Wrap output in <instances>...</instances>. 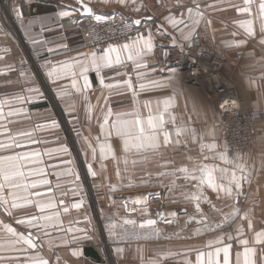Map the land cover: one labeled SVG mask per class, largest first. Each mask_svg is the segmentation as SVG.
<instances>
[{
    "label": "crops",
    "instance_id": "0c3cea01",
    "mask_svg": "<svg viewBox=\"0 0 264 264\" xmlns=\"http://www.w3.org/2000/svg\"><path fill=\"white\" fill-rule=\"evenodd\" d=\"M84 2L89 3L96 14L115 12L132 21L142 19L143 22L140 25H146L147 29H151L154 34L155 48L145 57L149 64V68L143 70L147 79L164 80L171 75V69H176L178 72L174 86L165 88L149 86L136 98H133L131 92H125L117 99H110L109 103L113 106V110L131 111L132 106L137 105L146 114L147 110L142 106L147 101H152L155 104L157 101L171 97L173 103L169 111L165 113V118L175 116L178 124L182 123L187 127L197 129V139L193 141L181 137L179 138L181 143L169 144L162 147L160 152H148L142 155L130 154L127 167L132 173L131 175L123 171L125 165L121 149L117 153L121 179L118 180L116 176L117 161L112 160L111 156L106 162V171H101L99 159L95 162L91 161L90 151L84 140L85 137H89L95 143V137L99 134L95 118L99 115L98 110L89 114L87 107L82 106V97L79 94L63 98L58 96L57 93L60 92L61 87L67 86L69 81L54 82L52 78L47 77V68L42 67L46 60L63 62L71 57H76L78 53H90L86 51L90 41L83 27L88 16L74 13L71 18H60L57 15L64 5L75 7L73 0H31L30 5L25 2L22 8L23 20H20L13 12L16 0H0V57H3V60L0 61V69L5 68L7 64H13L18 68L23 59L26 72V75L19 79L18 73L0 74V100H11L17 94L28 96V102L23 105L27 115L7 117L10 105L5 104L3 110L6 119L0 120V123L7 124L13 135L19 131L32 132L33 137L39 142L28 144L27 141H22L27 146L11 150L0 149V155L42 148H67V152L62 151L63 167L64 173H71L64 174L66 195L62 196H66V206L69 211L63 215V225L56 218L53 226L37 233L31 228L17 225L15 221L28 219L31 215H41L39 208L33 205H24L23 201H18L22 207L11 209L10 216L7 211L0 208V222H2L0 223V251H3L5 255L9 254L6 251L9 236L2 226L5 223L12 224L18 233L31 231L34 237L39 236L38 249L30 254H38L49 260V264H65V262L67 264H141V260L149 261L156 258L157 255H159L162 264H196L198 251H213V248L208 247L209 243L212 242L214 245L216 238L229 231L235 235L234 229L237 224L243 223L246 237L253 238L254 232L247 228L246 221H237V224H233L229 230H225L227 228L225 227L206 232L203 226L197 222L200 213L196 210L194 202L183 196L185 192L195 191V182L189 183L183 180L181 173H177L176 176L156 175L157 172H171L182 166L190 167L196 160L207 164L214 163L220 167L228 168L230 171L233 168V165L224 164L219 160L217 153L222 150L219 147L217 149L204 148L203 150L200 148L201 137H203V143L208 144L215 142V139L221 134L222 117H219L214 99L209 96L210 88L207 79L200 78L195 82H187L182 74L180 63L182 55L188 49L184 48L182 54L180 46L184 44V41L179 32L170 25H166L168 33L172 37H176L174 46L170 36L162 35L157 31V26L166 23L164 18L169 15L170 10L179 16V13L185 9L179 8L177 0H136V7H140L141 4L144 6L140 12H136L131 5L128 7L120 5L117 0H111L108 3H105L104 0H84ZM183 2L187 3L188 0H183ZM242 2L243 0H200L201 8L205 12V19L210 20L211 24L207 29L203 24L198 28L199 40L203 47L211 49L220 58L221 72L236 83V92L242 107L264 110V46L259 44V20L254 19L253 21L257 37H247L244 30L234 22L250 17L229 8L230 4H242ZM177 8H179L178 11H176ZM146 17H152V19H145ZM234 32L237 35L233 36ZM33 37L46 38L50 42L46 45L47 47L56 48L58 44L65 43L68 45V49L47 54L40 45H33ZM243 39H247V43L239 47L232 46L233 41ZM37 57L42 58L38 59ZM105 72L107 73V82H114V77L126 79L128 75L132 76L133 82L137 86L140 82H147V80L136 79V69L130 61L122 66H116V71L106 69ZM116 72L120 73L119 77L116 76ZM89 75L94 82L89 97L95 108L97 98L108 95V93L102 91L100 86L95 83L97 77L94 72H90ZM21 88H23V93L20 91ZM30 88H38L42 96L28 91ZM100 102L103 104V99ZM11 107H20V105L13 104ZM72 107H75L76 111L70 115ZM205 111L207 118L204 116ZM53 120L56 121V126H53ZM2 131L0 130V140H6ZM255 131V148L251 155L227 151V156L229 159H234L239 154L241 161L249 169L254 170L251 185L249 186L247 182H244L243 185L247 201L242 207L249 212L254 228L260 230L264 226V120L257 123ZM116 139L113 137V141ZM71 142L73 143L71 144ZM113 146L115 147V143ZM70 155L71 158H68ZM189 156L194 159L190 161ZM204 156L210 158L204 160ZM213 157L215 158L213 159ZM133 160L136 161L134 165ZM86 162H92L93 169L100 173L97 178L88 174ZM149 172L152 173L149 182L141 184V178ZM173 180L178 186L172 191L162 186L169 185ZM64 181L62 183L63 190ZM87 181H89L90 187L87 185ZM129 182L136 186H123ZM218 182L226 184L227 180ZM110 183L116 185V191H110ZM179 185L186 187H179ZM204 193L211 203L201 202L203 213L210 222H219L222 219V214L230 211L229 206L235 202L234 198L227 197L223 192L218 196L208 187L204 188ZM5 194L7 195V193ZM20 194L24 195V193ZM140 196L147 198V210H149L147 216L139 214L145 211L143 204L131 205L137 208L136 213L130 212L129 208L121 207L126 200L131 202ZM242 197L244 200V196ZM78 201L83 202L81 208H73L72 204ZM185 209L187 214L181 211ZM216 209H219L220 212H217ZM52 211L55 210H49L43 214H51ZM157 211L165 214L177 212L178 215L168 217L173 221L169 225L157 217ZM113 214L116 215L117 222H120L123 217L135 219L137 228L143 219H157L156 227L159 229V235L141 240L126 239L122 242L118 239L114 240L108 233L109 220L106 219ZM190 216H195L197 219L190 221ZM62 226L68 230L69 242L57 239L56 235L59 230L63 229ZM82 229H86L87 234L92 238H85L84 233L80 231ZM197 229L200 230V235H197ZM99 231H104V234L101 235ZM139 231L143 236L144 230ZM73 234L78 237L75 241L71 240ZM118 245L126 249L125 254L120 257H117L114 251ZM73 247L78 248L81 252L80 256L73 257L71 255ZM238 250L234 244L233 254ZM58 257L59 260H57ZM204 259L207 261V257Z\"/></svg>",
    "mask_w": 264,
    "mask_h": 264
},
{
    "label": "snow or ice",
    "instance_id": "6c2138e0",
    "mask_svg": "<svg viewBox=\"0 0 264 264\" xmlns=\"http://www.w3.org/2000/svg\"><path fill=\"white\" fill-rule=\"evenodd\" d=\"M31 4V0H16V4L13 7V12L17 19L23 20L22 8L24 4ZM105 3L111 2V0H104ZM117 2L125 7L132 6L136 12L143 10V4L140 7H136V0H117ZM76 5H64L63 9L57 13L60 18H71L74 13H79L81 16L93 17L96 22H101L106 19L105 16L96 14V11L90 6L89 3H85L84 0H73ZM179 8L185 9L179 13V16L173 14V10L169 11L165 19V24L157 26V31L162 35L170 36L173 40L174 46L176 45V37H172L167 31L166 25H170L175 31L179 32L180 37L183 39L184 44L180 46V50L183 54L184 48L188 49L190 53L192 45L199 37L200 33L198 28L203 24L204 28L211 24L210 20L205 19V12L201 8L200 0H188L187 3L183 0H177ZM207 7H213L212 5H206ZM176 9V11L179 10ZM229 8L234 9L239 14H246L249 19L237 20L234 23L239 28L244 30L247 37L256 38L257 31L253 28L254 19L259 20V44L264 46V0H243L242 4H230ZM255 8V12H254ZM145 19L151 20L152 17H146ZM142 19H136L132 21V25H140ZM124 34L127 42L122 44H108L105 48H96L90 53H78L76 57H71L63 62H53L46 60L42 67L47 68V77L52 78L54 82L68 80L67 86H62L60 92L57 93L60 97H67L75 94H79L82 97V106L87 107L89 114L98 110L99 115L95 118L99 127V134L95 137V143L89 137H85V143L90 151L91 161L95 162L97 159L100 161L101 171H106L107 160L111 156L112 160L117 161L116 176L118 180L121 179V171L119 168L118 151L122 149V155L124 156V172L132 174L127 167L129 163L130 154H143L148 152H160L162 147H166L169 144H179L181 140L179 138L185 137L195 141L198 136V130L192 127H187L184 124L177 123L175 116H169L165 118V113L169 111L172 106L173 99L171 97L164 98L162 101H157L155 104L152 101H147L142 107L146 109V114L142 111V108L137 105L132 106V110H113V106L109 103L110 99H117L124 95L125 92H131L133 98L138 97L140 92H143L149 86L154 88H165L168 86H174V80L178 76L176 69H171V75L164 80L147 79L143 70L149 68V64L145 60V57L153 52L155 48L154 34L151 29L147 30V34L137 32L134 36L129 34L132 32V28L129 25L124 26ZM233 36L237 33H232ZM33 45H40L44 52L47 54H54L60 51H67L68 45L60 43L56 48L47 47L50 42L46 38H32ZM247 43V39L233 41L235 47H239ZM42 58V57H37ZM3 57H0V61ZM127 61L132 62L136 69L137 80H147V82H140L138 86L134 84L131 75L127 78L120 77L119 79L113 78L114 82H107V73L105 70L116 71V66H122ZM25 61L22 59L20 65L17 68L13 64H7L5 68L0 69V74L5 73H18V79L26 75L24 70ZM90 72H94L98 84L102 91H106L108 95H103L97 98L95 108L89 97V92L93 88V81L89 75ZM116 76L119 77L120 73L116 72ZM23 93V88H21ZM28 91L34 92L42 96L38 88H30ZM223 98V97H221ZM101 99L104 103L101 104ZM28 102V96L25 94H17L12 97L11 100H0V120H5L4 105L9 104L10 109L7 112V117H16L21 115H27L24 111L23 105ZM20 105V107H11V105ZM75 107L71 108L70 115L75 113ZM199 111V110H198ZM215 115V113H213ZM260 115L264 116V110ZM205 118H207V112H204ZM75 119V116H73ZM90 118V117H89ZM53 126H56V121H52ZM171 126V127H169ZM215 127V126H214ZM0 130L2 134L6 136V140H0V149L11 150L14 148H21L27 146L22 141H27L28 144L39 143L32 135V132L19 131L15 135L8 129L7 124L0 123ZM218 131V129H217ZM113 137L117 138L113 141ZM175 137V139H174ZM122 142V143H121ZM115 143V147L113 146ZM215 142L205 144L203 143V137H201L200 148L217 149ZM221 151L217 153L219 160L224 164L233 165L231 171L228 168L220 167L217 164H207L196 160L191 166H182L173 169L171 172H157V176H176L177 173L183 174V180L191 183L195 182L192 192H185L183 196L185 199L194 202L196 210L200 213V218L197 221L203 226L206 232L220 230L222 228L231 229L233 224H237V221H246L247 228L254 232L253 238H247L243 223L237 224L234 229L235 235L232 231L224 233L221 237H218L214 241L209 243L208 247L213 248V251H198L196 256V264H264V226L260 230L254 228L253 220L249 215V212L242 207L247 201V196L244 192V182H247L250 186L252 183V177L254 170L249 169L245 163L241 161V156L236 155L234 159H229L226 149L228 148L225 142L220 146ZM99 149V153H98ZM63 152H67V148L61 149ZM47 155L51 156L49 152ZM161 155L163 153L161 152ZM42 153L40 151H24L13 152L10 155H0V208H3L11 215V209L22 207L18 201H23L24 205H33L39 208L41 215H31L28 219H17L15 223L17 225L26 226L35 230L37 233L43 229L53 226V222L58 218L59 213L52 211L51 214H43L46 211L54 210L56 203H54V197L49 196L47 201L40 199L45 193L35 191L38 187H46L47 193H52V187L50 181L43 178L45 168L40 167ZM146 158V157H145ZM210 157L204 156V160H208ZM215 157H213L214 159ZM192 161L193 157H188ZM86 162V168L88 174L97 178L100 173L93 169V163ZM133 165L136 163L132 161ZM71 174V173H60ZM152 173L149 172L145 177L140 180L141 184L149 182ZM107 179V177H106ZM227 180V183H221L218 181ZM125 187L136 186L131 182L124 184ZM167 187L169 191H172L178 185L173 180L169 185H162ZM59 188V184L56 185ZM179 187H186L179 185ZM208 187L214 192L219 194L223 192L227 197L234 198L235 202L231 204L230 211L222 214V219L219 222L213 223L208 220L201 209V202L211 203L209 198L204 193V188ZM110 191H116V185L109 184ZM7 193V195L5 194ZM20 193H24L21 195ZM66 195V193H63ZM75 195V193H74ZM244 196V200L240 197ZM147 198L140 196L128 202L121 207L129 208L130 212L136 213L138 210L135 205H144L145 211L140 212L141 216H147ZM61 205L64 201H59ZM82 201H78L72 204V207L79 209L82 206ZM255 203V202H254ZM215 208V205H213ZM64 213L69 211V208L65 206L63 208ZM187 214L186 209L181 210ZM220 212L219 209H216ZM157 217L164 220L166 224H172L169 216L178 215L177 212L165 214L157 211ZM109 220L107 225L108 233L114 240H141L148 239L151 235H159V229L156 227L157 219L147 218L143 219L139 223L137 228V221L132 218H123L121 222H117V217L113 214L111 217H107ZM197 218L190 216L189 220L193 221ZM2 223V222H0ZM3 229L9 236V242L6 251L9 253L5 255L3 251H0V264H49V260L40 257L38 254L32 255L30 253L35 252L38 249L39 236L34 237L31 231L17 232V229L12 224H3ZM127 226H132L131 228ZM120 231H117V229ZM139 230H144L145 234L141 236ZM70 231V229H69ZM84 233L85 238L91 239L92 237L87 234L86 229L80 230ZM46 234V233H45ZM201 232L197 229V235ZM78 237L73 234L71 240L75 241ZM227 241V242H226ZM234 244L238 247V251L233 254ZM117 257L124 255L126 249L119 245L114 249ZM73 257H78L81 252L77 247H73L71 250ZM207 257V261H205ZM59 260V257L57 258ZM67 264V262H65ZM141 264H162L159 259V255L156 258L149 261L141 260Z\"/></svg>",
    "mask_w": 264,
    "mask_h": 264
},
{
    "label": "built area",
    "instance_id": "2783aa9c",
    "mask_svg": "<svg viewBox=\"0 0 264 264\" xmlns=\"http://www.w3.org/2000/svg\"><path fill=\"white\" fill-rule=\"evenodd\" d=\"M99 15L106 19L96 22L93 17H88L83 24L90 41L86 48L88 52L105 48L108 44L127 42L123 31L125 25L132 28L130 36L137 32L147 34L146 25H132L131 19L118 13ZM181 59L180 68L187 82L206 78L209 83V96L214 99L219 117H222L221 134L215 139L217 146L221 149L220 146L226 142V151L251 155L255 148L256 125L264 120V116L260 115L263 109L242 107L233 80L221 72L220 58L211 49L203 47L199 37L192 45L190 53L187 50ZM240 199L243 200V197Z\"/></svg>",
    "mask_w": 264,
    "mask_h": 264
},
{
    "label": "rangeland",
    "instance_id": "374dc122",
    "mask_svg": "<svg viewBox=\"0 0 264 264\" xmlns=\"http://www.w3.org/2000/svg\"><path fill=\"white\" fill-rule=\"evenodd\" d=\"M234 84L236 87L235 82H234ZM71 141H73V139H71ZM72 143L73 142H71V144ZM72 147H74V146H72ZM61 149H63V147L42 148V149H35V151H40L42 153V156H41L42 163L38 166L45 168L46 175L43 178L48 179L50 181V185L52 187V193L51 194L47 193L46 187H38L37 191H39L41 193H45V195L40 197V199L47 201L49 199L50 195L55 197L54 203H56V208L54 210L58 213H61L58 216L57 220L58 221L60 220L61 225H63L64 212L62 210L66 206V196L65 197L62 196L63 193H65L64 192L65 191V181H64V174H60V173H64V167H63V158L64 157H63V152L61 151ZM49 152L52 154L51 156L47 155V153H49ZM68 158H71V155L68 156ZM78 159H80V158H78ZM63 181H64V190L62 187ZM57 184H59V186H60L59 188L56 187ZM87 185H89V181H87ZM89 187H90V185H89ZM61 199L64 201L63 205H61L59 203V201ZM123 218H128V217H123ZM122 219H121V221H122ZM127 227L131 228L132 226H127ZM62 228L63 229L59 230L57 235H56L57 239L58 240L62 239V240H66L67 242H69L68 241V230L64 229V226H62ZM117 231H120V229H117ZM99 232L101 235L104 234V231H99ZM144 234H145V232H144ZM151 236H153V235H151ZM151 236H149V237H151Z\"/></svg>",
    "mask_w": 264,
    "mask_h": 264
}]
</instances>
